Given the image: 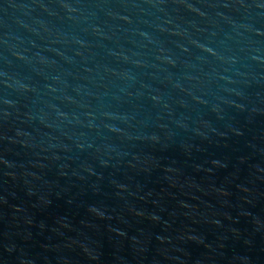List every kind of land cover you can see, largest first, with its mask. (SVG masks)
<instances>
[{"label": "water", "instance_id": "1", "mask_svg": "<svg viewBox=\"0 0 264 264\" xmlns=\"http://www.w3.org/2000/svg\"><path fill=\"white\" fill-rule=\"evenodd\" d=\"M0 264H264V0H0Z\"/></svg>", "mask_w": 264, "mask_h": 264}]
</instances>
